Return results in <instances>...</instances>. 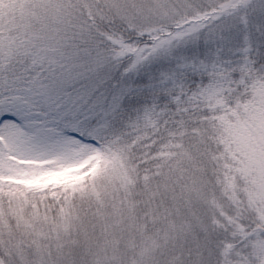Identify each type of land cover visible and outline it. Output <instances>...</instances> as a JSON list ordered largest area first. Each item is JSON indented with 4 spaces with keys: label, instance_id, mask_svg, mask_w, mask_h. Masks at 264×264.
Masks as SVG:
<instances>
[{
    "label": "snow or ice",
    "instance_id": "6c2138e0",
    "mask_svg": "<svg viewBox=\"0 0 264 264\" xmlns=\"http://www.w3.org/2000/svg\"><path fill=\"white\" fill-rule=\"evenodd\" d=\"M0 264H264V0H0Z\"/></svg>",
    "mask_w": 264,
    "mask_h": 264
}]
</instances>
